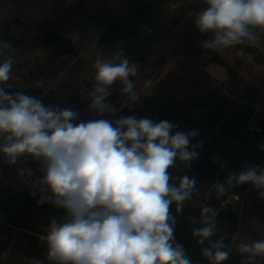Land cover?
<instances>
[{"label":"clouds","instance_id":"1","mask_svg":"<svg viewBox=\"0 0 264 264\" xmlns=\"http://www.w3.org/2000/svg\"><path fill=\"white\" fill-rule=\"evenodd\" d=\"M206 7L195 18L196 29L208 38L202 47L223 50L254 44L257 31L264 32V0H203ZM11 50L0 41V57ZM14 58L0 61V155L9 166L30 156L43 168L38 178V204L64 211L58 221L50 218L45 258L50 264H192L174 238L175 217L192 198L196 177L169 172L177 162L188 166L198 157L201 142L192 144L197 130H176L168 121L121 116L117 119L75 121L71 107L46 106L24 92H10ZM92 90L81 93L97 117L115 116L136 104L141 95L131 77L139 65L116 54L97 57L92 65ZM119 82L123 97L119 108L108 100ZM145 87H151L147 81ZM264 151V144L260 145ZM250 184L264 198V166H244L214 186L217 196ZM218 213L203 205L199 223L192 229L201 254L209 264H223L229 257L223 238L215 235L209 221ZM202 218V220H201ZM192 223H196L195 220ZM249 264L264 256V239L239 245ZM31 264H44L40 259Z\"/></svg>","mask_w":264,"mask_h":264},{"label":"rangeland","instance_id":"2","mask_svg":"<svg viewBox=\"0 0 264 264\" xmlns=\"http://www.w3.org/2000/svg\"><path fill=\"white\" fill-rule=\"evenodd\" d=\"M140 0H0V35L10 37L11 50H6L14 58L11 78L7 84L10 92H24L32 87L39 89L36 95L29 96L41 99L46 106L71 107L81 120L93 119L114 120L121 116L143 118L158 114L161 111L176 112L187 108L192 102L205 95L212 88L225 83L226 71L217 65L208 66L202 75L194 71L206 57V48L201 44L208 38L207 34L192 31L189 19L200 11L203 0H178L170 3L154 14L159 23L162 36L149 61L138 68V74L131 77L135 91L141 95L139 101L118 111L115 116L105 114L97 117L88 109L89 100L81 93L92 90V67L97 57L112 59L121 55L119 45L99 46L98 38L105 31L108 20L122 17L134 22V6ZM51 29L60 37L69 40L74 46V54L55 58L47 47L43 34ZM254 48V47H253ZM256 49V48H254ZM212 50V49H210ZM257 50V49H256ZM220 54L234 69L239 79V87L231 97L225 114L216 125L208 126L213 112H197L190 116L184 129L187 132L197 130L198 135L192 144L201 142L197 150L198 157L188 166L177 160L169 169L171 182L178 184V177L195 174L196 188L192 198L185 202L182 211L177 214L175 205L171 211L175 217L174 238L191 239L187 256L196 261L198 253L207 246L197 244L192 236V226L199 228L200 211L203 205L212 207L218 215L209 223L215 235L212 241L223 238L229 257L223 264H249L246 255L239 252V245L251 243L264 237V198L251 186L250 191L241 198L240 193L232 190L224 200L212 194L215 184L223 177L228 163L233 156L235 141L222 131V124L231 117L234 103H238L244 88L256 91L264 76V46L257 50V55L243 51L235 46L223 50H212ZM156 61L163 63L152 68ZM151 81V87H145ZM119 82L112 89L108 98L119 108L123 97ZM251 94V93H250ZM264 166V158L263 164ZM0 223L9 224V229L0 224V244L5 247L3 264H29L27 259L14 246L17 236L30 229L37 238L38 245L46 244L40 238L48 231L50 218L58 221L64 214L51 209L41 210L42 205L34 199L32 193L21 177V167L16 163L9 166L3 155H0ZM238 215V234L228 229L230 222ZM195 220L196 223H192ZM202 220V218H201ZM237 230V231H238ZM251 264H264V256L256 257Z\"/></svg>","mask_w":264,"mask_h":264},{"label":"trees","instance_id":"3","mask_svg":"<svg viewBox=\"0 0 264 264\" xmlns=\"http://www.w3.org/2000/svg\"><path fill=\"white\" fill-rule=\"evenodd\" d=\"M178 0H140L134 6V22L124 20L122 17H112L108 20L105 26V31L101 33L98 38L97 44L99 46L106 45H119L121 48V56L127 57L131 62L137 63L139 68L144 66L150 59L154 49L160 43L162 32L158 22L154 19V14L158 10H162L172 2ZM206 7L204 2L201 3L200 11ZM197 15V14H196ZM193 16L189 22V27L192 31L199 32L195 26V18ZM257 35H260L264 39V32L257 31ZM43 39L50 49L52 55L55 58H63L74 54L73 44L51 29H45ZM0 41L10 42V37L7 34L0 35ZM236 48L245 52L257 55V50L253 48L252 44L235 45ZM3 59L0 58V61ZM163 62L156 61L152 64V68L159 67ZM210 65H217L222 67L226 71L227 80L225 83H221L212 88L205 95L192 102L187 108L171 112L161 111L158 114L147 116L146 118L154 121L168 120L178 126L185 124L187 120L193 114L197 112H213V117L209 121L208 126L216 125L220 118L225 114L226 107L231 102V97L234 96L239 87V79L234 69L227 63V61L218 53L207 49L205 59L199 64L194 71V75H202L204 70ZM40 91L35 86L25 91L27 95H36ZM251 93V94H250ZM256 91L252 92L249 88H244L241 92V98L238 103H234L231 109V117L226 119L222 124V131L226 133V136L235 141V147L233 148V156L230 163H228L224 177L219 181L223 182L230 173H238L244 166L261 165L263 166L264 151L260 149V145L264 144V130L261 135L256 137L241 136L243 126L247 122L251 110L248 107ZM144 118V117H143ZM179 127L176 129L178 130ZM191 176H195L194 173L189 171ZM190 176V177H191ZM252 185L244 184L238 187L229 189L224 195L219 196V200H224L232 190H236L243 198L249 191ZM1 192V189H0ZM217 196L216 188L212 193ZM218 197V196H217ZM40 193L34 196V199H39ZM51 209L58 214H64L62 209H57L51 204H43L41 210ZM239 226L238 215H235L234 220L230 222L228 229L234 231ZM195 227L192 226L190 229ZM186 251V255L191 245V239H180L178 242ZM14 246L19 252L27 259L31 264L33 258L40 259L44 264H50L45 258L46 244L38 245L37 238L30 229L20 233ZM5 247L0 244V264H3L5 258ZM192 262L196 261L194 258ZM196 264H209L207 258L203 257L201 253H198V259Z\"/></svg>","mask_w":264,"mask_h":264},{"label":"built area","instance_id":"4","mask_svg":"<svg viewBox=\"0 0 264 264\" xmlns=\"http://www.w3.org/2000/svg\"><path fill=\"white\" fill-rule=\"evenodd\" d=\"M252 46L257 50H261L264 46V39L260 35H257V41L252 44ZM243 54L246 57L249 56L248 53L243 52ZM247 105L251 113L243 126L241 136L256 137L261 135L264 130V76L260 87L256 90L253 100ZM185 127V124L181 125L182 129ZM17 164L21 167V177L28 189L34 194H39V184L37 180L43 175L42 165L30 156L22 157ZM40 241L45 242L46 236L40 238Z\"/></svg>","mask_w":264,"mask_h":264},{"label":"crops","instance_id":"5","mask_svg":"<svg viewBox=\"0 0 264 264\" xmlns=\"http://www.w3.org/2000/svg\"><path fill=\"white\" fill-rule=\"evenodd\" d=\"M190 20H191V18L189 19V22H190ZM2 226H4V227H7V228H9V229H13L14 227H12L11 225H9V224H5V223H0Z\"/></svg>","mask_w":264,"mask_h":264},{"label":"flooded vegetation","instance_id":"6","mask_svg":"<svg viewBox=\"0 0 264 264\" xmlns=\"http://www.w3.org/2000/svg\"><path fill=\"white\" fill-rule=\"evenodd\" d=\"M237 230H238V228L234 230L235 236H237V234L239 232V230L238 231ZM263 239H264V237H263Z\"/></svg>","mask_w":264,"mask_h":264}]
</instances>
